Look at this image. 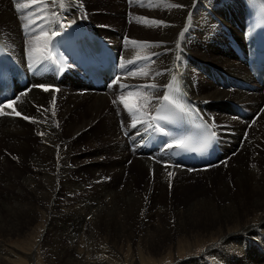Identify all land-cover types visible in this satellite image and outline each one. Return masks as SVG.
Instances as JSON below:
<instances>
[{
    "label": "rangeland",
    "instance_id": "1",
    "mask_svg": "<svg viewBox=\"0 0 264 264\" xmlns=\"http://www.w3.org/2000/svg\"><path fill=\"white\" fill-rule=\"evenodd\" d=\"M3 1V14L10 13L12 16L11 11L13 10L20 18V13L16 9L17 0ZM71 1L80 7L81 15L84 12L86 16L83 18L90 28L94 27L95 30L106 29V32L101 30L106 36H108L107 31L109 29L118 31L119 28V33L122 29V37H116L115 40L121 55L124 47V52L129 50L125 41L131 43V41L136 40L135 38L142 36V40L144 37L143 29L145 28L141 29L140 25H137L139 21L137 18L143 16V20L147 21L151 17L153 21H156L158 16V8L155 7V2L150 0H141L133 7L129 0ZM225 1L213 0L210 6L211 8H221ZM236 1L239 5L238 0ZM19 2L33 4L32 0H19ZM40 3L33 4L32 10L39 7L38 4ZM148 4L154 6L147 15H142L144 11L150 8L147 7ZM123 9H125L124 13H118ZM211 12L213 14L212 10ZM46 13L43 12L44 17L47 15ZM189 17L191 18V14ZM230 17L231 21L229 22L235 25L238 19L235 21L233 16ZM3 23L5 22L0 24V36L11 44L10 47L13 52L18 53L19 49L16 47L15 37L11 36L12 30L7 29V23L5 25ZM153 31L157 32L155 29ZM226 31L228 33L227 28L224 27L218 33L220 40L217 38V44H219L217 50L219 52L213 51V54H216V58L224 56L233 64L234 58L228 56L227 48L224 47L228 37L225 36ZM14 32H16L15 28H13ZM193 39L195 38L192 37L190 40ZM139 43L137 45L138 50L142 45H147L148 42L142 40ZM199 48L208 54L209 51L205 44ZM22 50L21 58L24 59L27 55L24 54L27 51L25 48ZM133 54L134 57L132 58L135 62L142 61L135 67L134 70L137 71L134 77L141 78L137 80L148 78L149 75L141 74L145 70L143 63L146 64L148 60H146L147 54L141 53V55L137 52ZM193 60L197 65L202 64L195 58ZM188 64V60H184L185 70ZM205 64L209 67L213 66L211 63ZM26 65L28 66L27 63ZM124 78L125 76L122 77V80ZM149 78L152 79L153 76ZM206 80L216 90L225 88L226 91H231L230 88L222 85L217 74L207 75ZM194 88L195 94H205L197 84ZM87 91L88 89L81 91V95L86 96ZM108 92L107 89L105 93ZM38 98L43 99L44 97ZM36 99L30 101L32 107V102ZM138 101V96H133L130 99V103L133 105L139 104ZM230 101L227 104L233 108V102ZM72 102L63 101L59 104L49 105L47 99H38L34 102L35 107L26 111V117L30 119H21V115H19L14 122H5L4 125L0 126V135L6 131L14 134L10 137L0 136V264H264V236L260 230L255 232L258 242L253 245L249 242L251 238L247 236H244L243 239L231 237L228 241L222 242L227 229L229 231H241L245 225L249 224L250 219L257 216L256 212L259 214L264 212V165L252 159L257 156H264V150L251 142L252 137H248L247 134L246 137V135L235 133L238 140L234 141L233 157H230V160L224 157L213 163L211 167L206 169L208 170L206 171L207 175H199L204 170L200 172L188 170V173L193 177L169 178L164 176L166 178L160 179L161 176L158 175L130 171L134 160L128 158L127 161H123L121 159L122 152L114 144L115 133L110 134L106 127L108 126L107 123H105V127H100V129H96L98 123L94 126H87L82 130L83 132L80 131L70 138L72 131L65 132L67 123L86 125L89 119L87 106L84 103ZM142 108L137 109L135 107L145 116L146 108L145 106V109ZM149 112L150 108L147 107V113ZM209 116L215 125H220L221 120L218 116ZM251 117L249 116V118ZM5 119L9 121V118ZM31 120L37 121L36 125L40 124L44 129L46 126L56 128L50 133L55 140L54 142L57 141L58 151L56 150L55 157L58 158V161L53 160L49 153L42 152V154L36 152L34 148L31 151L14 148L17 143H21V145L27 143L28 138L26 136L28 135L26 133L22 135L24 138L17 136V134L20 132L33 133L35 124L30 127L27 123ZM227 121L228 117L224 120L223 125H226ZM114 123L117 121L113 122V126H115ZM253 123L254 120H251L248 129H251ZM90 129H93L94 132ZM119 129L121 130L120 126ZM231 130L235 131L236 128L232 126ZM116 136H118V129ZM123 136L126 140L127 135ZM31 146H36V142ZM9 147L13 150L8 149ZM135 148L125 146V150L130 155L135 153L133 152ZM176 166L183 169L187 168L180 164ZM37 167L46 169L44 171H55L56 174L60 171L61 176L66 174L65 170L63 172V169H66L70 171L71 177L67 189L71 188V184L76 185V187L79 186L78 188L81 189L78 193L75 191L73 194L69 191L63 192L57 186L56 194L51 201L53 212L50 214V218H47L44 210L36 205L39 202L32 195V192L24 187V178L27 176L34 178L37 175ZM216 170L219 173H215ZM154 182H157L156 187L152 186ZM243 182L246 186L243 185ZM240 183L242 185L239 186V189H233L232 186ZM247 186H249L248 189ZM103 194L109 196L106 201L109 207L103 208V204H99L94 206L98 207L96 209L93 208L92 204L88 205L91 200L96 202L95 198L99 195L97 199L105 200ZM78 204H82L84 208L81 209L77 206ZM256 219L257 223L253 224L252 229L264 227L258 224L259 216ZM65 220L71 223L79 222L82 225V231L76 233L66 231L62 228ZM237 222L239 228L232 229L233 226L231 225ZM113 238H118V241Z\"/></svg>",
    "mask_w": 264,
    "mask_h": 264
},
{
    "label": "bare ground",
    "instance_id": "2",
    "mask_svg": "<svg viewBox=\"0 0 264 264\" xmlns=\"http://www.w3.org/2000/svg\"><path fill=\"white\" fill-rule=\"evenodd\" d=\"M139 1L141 0H137L136 4H138ZM150 1H154L155 7L158 8V16L156 17V22H162V23L153 24L152 23L153 18L151 17H149L147 21L143 20V16L142 17L140 16L139 18H137L139 19L137 25H140L141 29L145 28L143 29L145 33H144V37L142 38V40H147L148 43L147 45H142L141 48H139L138 50L137 45L140 44L139 41H142L141 35H140L141 36L140 38H135L136 40L134 41H136V44L131 45L132 43L130 42L126 43L125 41L126 47H128L129 50L124 52L125 51V47H124V51L121 55L119 50L117 49L118 46L115 43L116 42L115 40L117 39L116 37H119V38L122 37L123 31L121 28H120L121 33H119L120 32L119 28H118V31H116L115 29H109L107 31L108 36H106L103 34V32H101V30L106 32V29L95 30L94 27L90 28L88 25H86V20H84L83 18L86 15L84 14L83 9H81L83 12L81 15L80 7L77 5V3L72 2L71 0H55V3L53 2V0H36L35 3L37 2H41V3L38 4L40 6L35 8V10L37 12H40L42 6L47 5V10L45 11L47 12L46 13L47 15L44 17L42 13V15H40L39 17L35 19V23H44L45 21L49 19L51 13L53 12L57 14L60 22H64V21L70 22L71 20L75 19L76 23L69 24V26L76 24V26L82 29L89 30L90 32L96 34L102 40L104 38L103 41L105 42V44L109 46L113 52H115L116 54L118 52V54L120 55V64L122 62L124 63L125 70L133 71L135 67H137V65L130 66L131 60L133 59L132 57H134V54H133L134 52H137L139 54L146 53L148 55V60L146 61V64L143 63V65H145L144 67L145 70L144 71L142 70L143 72L146 71L148 73L149 75L148 78L146 79L142 78V80H137L141 78L130 75V76H125L124 80H122V77L124 75H121L118 81H115L113 84L110 85V82L105 76L99 85H95L92 82V80L87 78V76L83 73V71L80 68L68 69V71L64 74V76L60 79H57L53 68H48V69H45L44 71H36V72H33L32 70H30L28 66L26 65V63L24 62V59L21 58V53L23 52L22 49L25 48V50L28 51V47H29L28 37L26 36L24 32L22 21L20 18L17 17V15L13 12V10L11 11L12 16L10 15V13H8L7 15H4L2 12V5H4V1L0 0V24L2 22H5L3 24L5 25L7 23L8 25V26L6 25L7 29L12 30L11 36L15 37L16 47L17 49H19V52L18 53L13 52L10 47L11 44L7 40L3 39L1 36H0V41L5 46L9 55L13 57L14 59H16L22 66H24L26 71L28 72L27 84L23 87L16 86L15 88V94L13 96L15 97V103H13L11 107H5V108L0 109V126L4 125L5 122H12V121L14 122V120L18 118V116L15 115V112H13V108L15 109L16 112H20L21 119L22 118L24 119V117H26V111L28 109L35 107L34 102L38 99H41V100L47 99L49 105L59 104L63 101H66V103L67 101L70 103H73L72 101L80 102L81 104L84 103L87 106V109L89 111L88 123L86 125L82 123L81 125H76V124L72 125V122L67 123V126L65 127V132L67 133V131L69 130L72 131V135L70 138H72L73 135L75 136V134L85 129L87 126H94L96 123H98L96 126V129H100V127H105V123H107L108 126L106 127L110 131V134L115 133L114 144L120 150V152H122L120 156L121 159L123 161L125 160L127 161L128 158H131L134 160L132 161L133 162L132 165L130 164L131 165L130 171L132 170L134 172L142 173V174L148 173V174L158 175V176H161V178L159 177L160 179H164L166 177H169V178L171 177L179 178L183 176L193 177L187 171L188 168L191 169L193 167L186 166V165H183L184 167H187L184 169L182 167L181 168L177 167L176 165H178V163L175 162L170 157V155L168 154V150H165L162 153H158L157 150L145 151L142 148V146H140L142 139L149 131H145V125L143 127L142 121L132 120L128 110L124 109V106L121 103V97L119 94L121 83L124 85L156 84L157 89L152 90L151 95H146L144 92L137 91V92L132 93V95L130 96L123 97V99H126L128 103L131 104L130 99L133 98V96H138L139 97L138 102L140 103L138 105H132V108L134 107L133 110H136L135 107H137V109L142 108V107H143L142 109H145L144 106H146L147 104L148 108H150V112L148 113L146 117L144 115L143 117L144 119H150L151 116L156 114L154 111V106H156L155 98L158 97L162 99L163 95L167 93L166 86L169 84L171 75L173 73H179L183 77L184 85H185L186 90L189 93V96L191 97L193 103L198 107L202 116L206 120H208L211 124H213L214 122L211 120V118H209L210 117L209 115L211 116L216 115L221 120L219 126L214 124L215 127H213L217 134V138H218L216 141V148H218L220 152L216 156L215 160L210 162L211 166L213 163L218 162L224 157H227L229 160L231 159L230 157H233L232 155L235 150L234 141L238 140L237 139L238 136H235V133L241 134L243 136L247 134L248 137L250 138L252 137L251 142H254V144L258 148L264 150V85L262 86L260 82L256 78L253 77L251 73V69H249L247 65L246 39H247L248 16H247L242 0H238L239 5L237 4L236 0H226L221 8H211L210 4L212 3L213 0H150ZM32 5L33 4H31L30 8L26 9V11L31 12ZM171 5H180V7H172ZM131 6L133 7L135 5L131 4ZM151 8H148L146 11H144L142 15H147L149 11L151 10ZM211 10L213 11V14ZM166 11L168 12L165 13ZM239 11H241V13H239ZM121 12L124 13L125 9L118 11V13H121ZM189 14H191V18H190L191 22L188 18ZM230 16H233L235 21L236 19H238L235 25L229 22L231 21ZM51 26L52 28H55L57 25L52 24ZM193 26H195L196 28ZM68 27L66 28L64 32V36H69ZM224 27H226L228 30V33L226 31V34H225V36H228V37H227L226 44L224 45V47L227 48L228 56L230 55L231 57L234 58L233 64H231L227 60L228 58L226 59L224 56L221 58H216L215 57L216 54H213V51H216L217 53L219 52V50H217V46L219 45L217 44V41H218L217 38H219L220 40V36L218 35V33L220 32V30H223ZM13 28H15L16 30V32L14 33H13ZM75 29L76 28L72 29L71 32L75 33L74 32ZM153 29H155L159 33L153 31ZM181 33H183V36L180 35ZM101 34L106 37L104 36L102 37ZM232 34L234 35V37ZM109 37H111L112 39ZM192 37L195 39L190 40ZM203 44L207 46V49L209 51L208 54H205L204 52H202L204 50L199 48L203 46ZM224 51H226V49H224ZM26 54L27 53H25L24 55ZM177 56H180L181 58L180 62L179 60H177ZM152 58L154 59L151 62ZM193 58H195V60L199 62H202V64L197 65V63L193 60ZM184 60H188L189 62L186 70H184V68L182 67L184 64ZM149 63L150 64L153 63V64L150 65ZM205 63H211L213 66L209 67ZM40 67L43 68L44 66L41 65ZM162 70H164V72H162ZM120 72H121V68H120L119 73ZM157 73H161V74L157 75ZM213 74H217L218 77L221 79L222 85L227 86L228 88H230L231 91H228V90L226 91L225 88H222L221 90L214 89L209 83V81L206 80L207 75L211 76ZM151 76H153L152 79L149 78ZM113 81L114 79L111 82ZM196 84L198 85L199 89L205 94H195V91L193 90V88L194 86H196ZM53 86L58 87V91L53 89ZM44 87H47L49 90L44 91L43 90ZM87 89H88L87 95L82 96L81 91H85ZM107 89L109 92L105 93ZM42 96L44 97L43 99L38 98ZM151 96H154V97L151 98ZM17 97H18V100H17ZM35 98L37 99L34 100V102H32V105H33L32 107L30 101ZM114 100L116 101L115 104L113 103ZM230 100L233 102L232 103L233 108H231V106L227 104ZM66 106H69V105L66 104ZM36 108L38 109V107ZM57 109H60V108H57ZM24 113L25 115H23ZM249 116H252V117L249 118ZM226 117H228L227 124L223 125V122L224 120H226ZM5 118H9L8 119L9 121H7V119ZM251 120H254V123L251 129H248L251 123ZM114 121H117V123H114L115 126H113ZM27 123H28V126L30 127L33 126V124H35L33 133H28V132L18 133L17 136H20V137H22V135L26 133V135H28L26 136L28 138V141L24 145H21V143L20 144L17 143L14 146V148L18 150L23 149L24 151H29V150L31 151V149L34 148L36 152L49 153L53 157V160L58 161V158L55 157L56 150H57V143H56L57 141L54 142L55 140L52 138L51 133H50L51 130H56L53 124H52L53 127L46 126V128L44 129L40 124L36 125V123H38L37 121L31 120V121H28ZM119 126L121 127V130L119 129ZM232 126L236 128L235 131L231 130ZM115 127L117 128L115 129ZM3 128H5V126H3ZM117 129H118V136H116ZM138 129H139V134L137 133ZM9 130H10V127H9ZM90 131H93V129L92 130L90 129ZM90 131L89 133H91ZM40 133H44V135H41ZM1 135H3L4 137H10L14 134L6 131L2 133ZM123 135H127L126 140H124ZM35 142H36V146H31ZM251 142L249 141V143ZM69 145L71 144L69 143ZM126 145L132 148L136 147L133 150V152L135 153L130 155L125 150ZM8 149L13 150L10 147ZM64 149L66 150V148ZM252 159L264 165L263 155L257 156L256 158L253 157ZM166 161H168V164L165 163ZM173 161L175 162V164H172ZM197 169L199 172L204 170L199 173V175L201 176L208 174L206 172L208 171L206 170L207 168H197ZM36 170H37V173H36L37 177L35 176L36 177V178L34 177L35 179L32 178L31 176L29 177L27 176L24 178V187L27 190L32 192V195L39 202V204H36V205H38L41 209L44 210L45 216L47 218H50V214L53 212V208H52L53 203L51 201H53V196L56 194L57 186L63 192L69 191L73 194L75 191L78 193L79 191H81V189L78 188L79 186L76 187V185L74 184H71L72 185L70 186L71 188L67 189V186L71 180V177H70V171H67L66 169H63V172L66 171V174L64 173L65 174L64 176L60 175V171L58 174H56L55 171H52V170L44 171L46 169H43L40 167H37ZM89 170L91 169L89 168ZM217 170L221 171L220 169H217ZM217 170L214 172L219 173ZM169 173H171V175H169ZM73 174H75V172H73ZM195 176H198V175H195ZM140 179L141 177L139 178V180ZM241 185L242 183L238 185H234L232 187L233 189H239V186ZM243 185L246 186L244 182H243ZM152 186L156 187L157 182H154ZM249 186H247V189ZM247 191L248 193H250L251 188H250V192L249 190ZM98 197L95 198L97 200L96 202H94L95 200H91L88 202L89 203L88 205L92 204L93 208H96V209H98V207H94V206L99 205V204H103V208H107V206L109 207V205H107V202H106L109 196H106L103 194V197L105 198V200L97 199ZM77 206L81 207V209L84 208L82 207V204L81 205L78 204ZM256 214L257 216H254V218L250 219L249 222L246 221L249 224L245 226L243 225L244 227L241 231H238V230L229 231V229L226 228L228 231L225 233L224 237L222 238V242L228 241L229 238L231 237H237L238 239L239 238L243 239L244 236L251 238L249 242L252 245L258 242L256 240L255 232L256 230H260L261 233L263 234L262 236H264V227L252 229V226L256 222L257 220L256 218L258 216L260 220L258 224L264 226V212L262 214H259V212H256ZM231 226L230 227L232 229L236 230L237 228H239V223L238 222L233 223ZM62 228L66 229V231L68 232H73V233L82 231V225H80L79 222L71 223L68 220L64 221V224H62ZM113 239L117 240L116 238H113Z\"/></svg>",
    "mask_w": 264,
    "mask_h": 264
},
{
    "label": "snow or ice",
    "instance_id": "3",
    "mask_svg": "<svg viewBox=\"0 0 264 264\" xmlns=\"http://www.w3.org/2000/svg\"><path fill=\"white\" fill-rule=\"evenodd\" d=\"M36 0H32L34 4ZM55 3V0H53ZM137 0H129V3L135 5ZM143 6V5H142ZM154 5L148 4L147 7H153ZM172 7H180V5H171ZM30 5L28 3H21L17 0L16 9L17 12L20 13V19L23 24V29L28 37V51H27V60H28V68L33 72L36 71H44L48 68H53L56 70L57 74H62L64 72V65L61 62H58L57 57L54 55L56 49V42L54 41V37L59 36L61 31L66 29L69 24L76 23V20L73 19L70 22L64 21L60 22L58 16L55 12L51 13L49 19L44 23H35V19L42 15L44 11L47 10V5L42 6L41 11L37 12L33 9L31 12L26 11ZM190 19V17H189ZM155 23H162L156 22ZM52 24L57 25L55 28H52ZM34 25V26H33ZM50 33V35H49ZM183 36V33L180 34ZM42 42V43H41ZM132 44H136V41H131ZM179 47V46H178ZM180 57L177 56V60ZM43 65L44 67L41 68L40 66ZM121 72L117 74L114 78L113 82H110V85L113 84L115 81L120 79L121 75H133L135 76V71L132 70H125V65L122 62L120 64ZM161 73H157L160 75ZM142 75L147 76L148 73L145 71ZM175 85L176 91H179L178 83L175 81L173 84H169L166 87L171 89ZM156 84H149V85H124L120 84L119 94L121 97V103L124 106V109H127L132 120L137 121L140 120L145 125V131H150L151 133H159L165 136L171 137V139L167 142V148H171L172 144H175V147L179 150H190L189 148V136H173L171 131L168 129L167 125L182 120L184 116H190L191 110L186 111V107L180 102L179 98H174L169 94H164L162 99H156V106H154L155 115L151 116L150 119H144L143 115L139 112V110H133L132 106L128 103L126 99H123L124 96H130L132 93L141 91L144 92L146 95H151L152 90H156ZM44 91H48L47 87H44ZM58 91V89H57ZM15 103V97L13 98H5L4 102H0V109L5 107H11L12 104ZM54 103V101H53ZM113 103L115 104L116 101L114 100ZM47 111V109H45ZM13 112L15 115H21L20 112H16L13 108ZM54 115V112H53ZM25 119H30L29 117H24ZM197 119H199V114H197ZM196 127L202 132L205 138V143L210 142L211 140L215 139V132L212 131L213 124H208L203 122L202 120L200 123L196 124ZM139 134V129L137 130ZM44 135V133H40ZM165 150V149H162ZM171 175V173H169Z\"/></svg>",
    "mask_w": 264,
    "mask_h": 264
}]
</instances>
